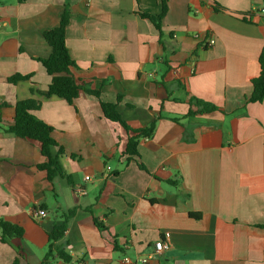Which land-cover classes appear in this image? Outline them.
I'll use <instances>...</instances> for the list:
<instances>
[{
  "label": "crops",
  "instance_id": "obj_1",
  "mask_svg": "<svg viewBox=\"0 0 264 264\" xmlns=\"http://www.w3.org/2000/svg\"><path fill=\"white\" fill-rule=\"evenodd\" d=\"M263 3L168 0L163 39L172 35L179 51L166 55L153 21L140 16L155 20L161 0H0L2 120L13 123L17 102L39 101L34 114L54 128L62 172L49 180L40 144L0 129V218L24 230L6 242L0 233V264H43L48 233L70 211L48 264L69 262L59 251L88 264H264V101L247 103L260 73ZM66 8L72 74L101 90L73 105L38 93L52 80L39 61L51 54L43 33ZM16 74L32 78L9 83ZM119 95L132 129L157 122L129 162L130 134L100 103ZM193 98L221 111L187 117ZM41 209L47 216L37 218ZM158 240L169 248L153 255Z\"/></svg>",
  "mask_w": 264,
  "mask_h": 264
},
{
  "label": "trees",
  "instance_id": "obj_2",
  "mask_svg": "<svg viewBox=\"0 0 264 264\" xmlns=\"http://www.w3.org/2000/svg\"><path fill=\"white\" fill-rule=\"evenodd\" d=\"M264 1V0H263ZM168 10V0H161V14L153 20L152 15L147 13H140V16L145 19L153 21L156 29L160 34V43L166 55H173L179 51V45L173 42L172 35L169 41L163 39V19ZM218 10V8H217ZM70 21V11L66 8L61 14L60 23L57 27L47 29L43 33V37L51 48V54L48 58L39 59L45 68L48 75L52 77L51 83L46 91H38V93L45 97L55 96L57 98L67 101L70 105L74 104L82 92H86L100 99L101 90H91L80 79L73 76L72 70L77 68L69 54L66 44V29ZM260 73L254 78L251 83L253 91L247 99V103H262L264 101V47L259 56ZM32 78L30 75L16 74L8 78L11 84H17L21 81H28ZM33 93L35 90H31ZM122 99V95L118 96L117 102H103L101 108L105 118L111 122L120 124L129 134L125 155H127V162L133 160L135 157L139 158L138 146L143 138H150L156 129V120L152 121L148 126L140 129H132L121 117L118 112V103ZM41 103L35 99H27L17 102L14 107V121L12 124L5 125L2 120V110L8 108L7 103H0V129L6 134L25 140L37 141L40 144L42 155L46 162L39 165L41 170L47 172L49 180H53L59 174L61 175V167L57 157L53 156L52 150L58 147L57 142L53 138L54 128L40 120L34 111L40 108ZM191 106H195L196 110L192 108L189 110L188 116L203 115L214 111H221V109L211 103L193 98ZM179 121L178 118H174ZM59 154H63L62 148H59ZM138 166L142 170H146L145 166L138 162ZM75 211H70L63 215V221L55 225L48 233L49 235V250L46 254L43 264H48L55 259L54 243L60 240L67 229L69 219L74 215ZM192 217L199 218V215L191 214ZM99 230H104V226L98 221H95ZM0 233L2 242L7 239L21 238L24 235V230L18 225L12 224L0 218ZM59 258L64 261H70L69 257L63 253L58 252ZM15 261L14 264H16Z\"/></svg>",
  "mask_w": 264,
  "mask_h": 264
},
{
  "label": "built area",
  "instance_id": "obj_3",
  "mask_svg": "<svg viewBox=\"0 0 264 264\" xmlns=\"http://www.w3.org/2000/svg\"><path fill=\"white\" fill-rule=\"evenodd\" d=\"M263 9H264V3H263ZM215 43V40L214 39H211L209 40V43L208 45L209 46H213ZM111 168L108 167V170H110ZM86 179H89V176L86 177ZM81 192L84 193V190H82ZM35 216L37 218H44L47 216L46 212L44 210H39L37 211V213H35ZM169 248V242L165 241V240H158L155 244V252L153 253V255H158V254H161L165 249H168ZM124 261L126 263H131V261L128 259V258H125ZM137 263H140V264H146L148 263V259H143V258H139L137 260ZM65 264H88L87 262L83 261V260H74V261H69Z\"/></svg>",
  "mask_w": 264,
  "mask_h": 264
}]
</instances>
